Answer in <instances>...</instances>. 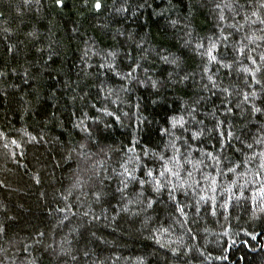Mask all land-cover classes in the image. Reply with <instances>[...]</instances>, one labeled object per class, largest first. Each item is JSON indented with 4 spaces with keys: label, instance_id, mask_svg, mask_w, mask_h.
<instances>
[{
    "label": "trees",
    "instance_id": "obj_1",
    "mask_svg": "<svg viewBox=\"0 0 264 264\" xmlns=\"http://www.w3.org/2000/svg\"><path fill=\"white\" fill-rule=\"evenodd\" d=\"M96 2L0 0V264H264V0H100V9ZM213 42L230 68L210 62ZM112 51L121 74L130 54L158 88L99 68ZM257 68L259 84L245 71ZM207 75L218 88L203 87ZM252 91L245 102L242 93ZM180 116L189 132L172 128ZM164 129L188 142L177 141L179 177L161 178L171 183L160 193L133 182L125 195L143 191V202L121 211L123 167L144 179L147 168L164 170L159 156L173 155ZM39 231L44 245L33 243Z\"/></svg>",
    "mask_w": 264,
    "mask_h": 264
},
{
    "label": "snow or ice",
    "instance_id": "obj_2",
    "mask_svg": "<svg viewBox=\"0 0 264 264\" xmlns=\"http://www.w3.org/2000/svg\"><path fill=\"white\" fill-rule=\"evenodd\" d=\"M56 3L57 4H63V0H56ZM94 6H95L96 9H100L101 8L100 0H97L96 4ZM220 7L221 6L218 4L217 8H220ZM228 7H231V5H228ZM118 11H127V9L121 8V9H118ZM254 15H255V13H254ZM220 19L223 20L224 16L221 15ZM172 23L175 24L176 21H172ZM260 23L264 24V20H261ZM73 31H76V29H73ZM118 34L119 35H124V33H118ZM224 39H227V37H225ZM127 40L132 41L133 43H135V37L133 35H131V34H129L127 36ZM136 46L139 47V44H137ZM198 47L199 48H203L204 45L203 44H199ZM216 48H217V44L215 42H213V43H211L210 47L206 50L205 54L209 57L210 62L215 61V62L219 63L221 65V67L230 68L231 65L223 63L222 60H218L217 55L213 54V50L216 49ZM9 50L11 51V49H9ZM240 52L243 53V48L240 49ZM84 55L88 56V51L87 50L85 51ZM93 55H99V53L98 52H93ZM116 56H117V53L114 52V51L107 52L105 54V56L102 57V61L103 62L99 64V68H101V69L107 68L109 71H112L114 73V75L120 77L121 80L127 81L129 84L135 82L139 86H144L146 83H148V84H150V86L153 89H157L158 88L159 82L156 79H153L151 75H148V71L149 70L147 68H143L141 63L138 60H135L133 57H131L130 54H129V59L132 61V63L128 65L130 70L125 72V73H123V74H121L117 70V65L115 63ZM141 59H144V57H141ZM160 59L163 60L165 63L174 64V65H177V67L179 66L178 65V58H176V57H173V58L170 59L169 56L162 55L160 57ZM249 59H251V57H249ZM261 59H264V57H261ZM252 63L255 64V60H253ZM89 66H91V65H89ZM141 70L144 73V78L143 79L139 78L136 75V73L138 71H141ZM203 71L207 74V73H209L210 70H209V68L207 66H205ZM245 71L252 72L253 73L252 79L257 84L260 83V81L256 79V75H255V72L259 71L258 68L256 70L245 69ZM0 75H4V73H0ZM169 76L171 77L172 73H169ZM188 78L189 77L187 75H185L184 77L181 78V82L183 80H187ZM207 80H208L209 83L203 85V87L206 90L211 91V89H215V88L219 87L217 82L213 79L212 75H207ZM209 84L211 85V88H209ZM220 90L222 92H224L225 94H227L228 96L232 95V93L230 92V90L228 88H223V89H220ZM101 91H103V88L101 89ZM112 91H113L112 89H108L109 94H112ZM121 91H128L127 86H122ZM213 95H215V93H213ZM242 95H243V100L245 102H247V101H249V97L250 96L251 97H255L257 95V93L255 91H252L251 93L244 92V93H242ZM201 99H203V98H201ZM199 102L200 101L197 100V101L194 102V104L198 105ZM153 103H155V101H153ZM236 106L240 107L239 104L236 105ZM138 107L139 106L137 105V108ZM196 111H197V109L194 106H189V108L187 110L188 115L191 117V119L193 121L196 120V117H195V112ZM231 111H232L231 107H227L225 109L226 113H230ZM251 111L253 113L261 112V109L255 107V104H253ZM107 114L108 115H112V113H107ZM124 115H128V113H124ZM116 119L119 120V117H116ZM140 122L142 123L143 121H140ZM186 123L187 122L185 121L184 116H180L179 118H173L172 119V128L180 130L181 133L189 132L190 129L188 127H186ZM196 123L202 125L203 121H196ZM221 123H223V122L222 121H218L216 127L219 128ZM77 126L79 127V125H77ZM85 131H87L86 128H85ZM163 133L166 134V135H169L171 137L170 143H169V145H167V147H170L173 150V155L167 161H165V158H164L163 155L159 156V159L161 161H163L162 167H163L164 170L163 171H159L158 173H154L153 169L147 168L144 171V173H143V175L145 177L144 179H140V178H138L136 176V174H135L136 173V168H132V170H129L128 167H126V166L123 167L122 175L124 176V179L121 180L122 187L117 189V191L121 193L122 199H127V204H125L121 208V211L127 212V211H129V207H128L129 205H131V204H139V203L143 202L142 201L143 191L135 193L134 198H127V196L125 195L126 190L129 189V185L132 184L133 182L138 183L142 187L144 185H146V184H149V185H151L152 190L154 192L160 193L162 189H165L166 187H168V184L171 183L170 181H168L166 183L165 180L161 179V178H165L166 174H168V173H170L172 176L179 177L180 173L178 171H176V169L181 166L180 163H179V159H178V154L181 153V148L177 146V141H183L184 145H187L188 142H187L186 139H184L183 134L178 136V135L175 134V132H172L169 129H164ZM203 133H204V129L203 128H200L199 130H196V131H191V139L192 140H197V139H199V137L201 135H203ZM227 135L229 137H231L233 135V133L231 131H229L227 133ZM89 136H91L90 132H89ZM31 139L33 141H35L36 137L33 136V137H31ZM13 143H15V142L13 141ZM81 147H83V145H81ZM248 147L251 148L252 145L249 144ZM189 150H190V146H189ZM129 151H133V150L129 149ZM143 154H144V156H148L150 154L149 150L145 149ZM153 155H155V153H153ZM207 155L211 159L216 160L217 163H219L218 158L216 156H213L212 153H208ZM262 155H264V153H262ZM135 160H136L137 163H139L140 157L136 156ZM186 162L187 163H191V161H189V160H186ZM200 163H203V161H200ZM169 165H172V166L169 167ZM230 171H231V169H230ZM189 176H191V172H189ZM35 179H36L37 183H40V180H39L38 177H35ZM175 187H176L175 185H172V190H170L169 193H168L170 199H175V197L173 196V191L175 190ZM65 199H66V197H65ZM97 200H99V195H97ZM153 203H154V201L148 200L146 207L147 208H151L153 206ZM177 210L180 211L181 213H183V208L178 207ZM57 211L63 212L65 210L64 209H57ZM88 215H89V213H87V212L84 213V216H88ZM64 219H68L67 215H65ZM93 219H99V217L93 216ZM4 231H5L4 226L0 225V233H3ZM73 231H75V229H73ZM93 235H95V234L93 233ZM45 237H46V233L43 232V231H39V232H37L36 238L34 239L33 243L36 244V245H44ZM65 243H67L66 238L60 242V252L61 253H66V251H67L64 248V246H63ZM29 247H30V245H24L23 246V251L27 253L29 251ZM47 247L51 248L52 245L49 244ZM84 255L87 256L88 252L85 251ZM72 260H76V257L72 256ZM22 264H36V261H35V259H32L30 261H22Z\"/></svg>",
    "mask_w": 264,
    "mask_h": 264
}]
</instances>
